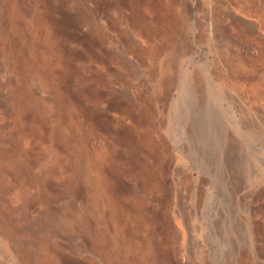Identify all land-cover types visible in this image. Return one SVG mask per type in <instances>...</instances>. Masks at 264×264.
Returning a JSON list of instances; mask_svg holds the SVG:
<instances>
[{
  "label": "rangeland",
  "instance_id": "1",
  "mask_svg": "<svg viewBox=\"0 0 264 264\" xmlns=\"http://www.w3.org/2000/svg\"><path fill=\"white\" fill-rule=\"evenodd\" d=\"M0 264H264V0H0Z\"/></svg>",
  "mask_w": 264,
  "mask_h": 264
}]
</instances>
